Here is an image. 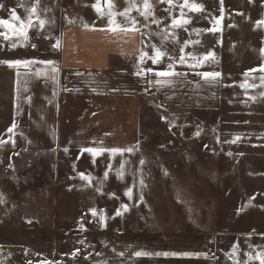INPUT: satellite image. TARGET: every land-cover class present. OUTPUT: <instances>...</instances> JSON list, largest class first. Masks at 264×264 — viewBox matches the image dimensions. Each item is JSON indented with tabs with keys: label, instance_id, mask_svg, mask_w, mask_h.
<instances>
[{
	"label": "rangeland",
	"instance_id": "rangeland-1",
	"mask_svg": "<svg viewBox=\"0 0 264 264\" xmlns=\"http://www.w3.org/2000/svg\"><path fill=\"white\" fill-rule=\"evenodd\" d=\"M57 1L17 0L19 20H6L18 29L30 17L34 26L21 35L0 24V50L39 46L34 36L46 26L39 21L65 15L53 9ZM137 1L112 0L113 11ZM150 3L160 6L158 23L139 22L165 53L155 65L220 73L218 104L203 111L146 104L131 151L30 150L0 138V264H260L264 0H189L201 11L182 9L184 0ZM174 18L189 23L174 28Z\"/></svg>",
	"mask_w": 264,
	"mask_h": 264
},
{
	"label": "crops",
	"instance_id": "crops-1",
	"mask_svg": "<svg viewBox=\"0 0 264 264\" xmlns=\"http://www.w3.org/2000/svg\"><path fill=\"white\" fill-rule=\"evenodd\" d=\"M16 2L0 0V19L11 18L12 10L23 11ZM77 3L56 2L53 9L61 8L65 15L55 21L43 20L46 26L40 36H34L40 39L39 46L0 50V61L31 62L13 67L0 63V127L7 130L0 131V138L21 142L30 150L129 151L137 147L141 138L144 107L203 111L218 104V77L201 75L213 71L172 68L180 75H155L169 68L145 63L155 55V44L154 40H146V22H139L145 20L139 13L134 17L137 31L113 32L108 30L107 15L99 16L92 7L97 0H87L79 7ZM142 4L143 0L140 4L137 1L135 6ZM99 7L107 13L105 4L100 2ZM159 10L157 5L151 11ZM114 16L117 24L126 23L124 17ZM57 41L59 46L53 48ZM142 52L146 55L140 63ZM140 69L145 71L136 75ZM164 79L170 82L156 83ZM1 106L7 108L3 110ZM13 123L16 127L9 132Z\"/></svg>",
	"mask_w": 264,
	"mask_h": 264
},
{
	"label": "snow or ice",
	"instance_id": "snow-or-ice-1",
	"mask_svg": "<svg viewBox=\"0 0 264 264\" xmlns=\"http://www.w3.org/2000/svg\"><path fill=\"white\" fill-rule=\"evenodd\" d=\"M161 2H167L170 6L172 5V0H161ZM105 3L108 5V11L107 13H105L100 7V0H97L96 4H93L92 7L96 9L97 13L99 16L104 17L105 15H107L108 17V25H109V29L110 31H123V32H134L137 31V23L138 21L132 17H130L128 14L131 10V7H135V5H130V7L125 8L124 11L122 12H118V13H114L113 9H114V4L112 3V0H105ZM0 7H2V5H0ZM36 5H33L31 7V9H26V11H28L30 13V16L35 14L36 12ZM153 5L152 3H150V0H143V10L141 11L140 8L137 7V11L140 12V15L144 17L145 20H147L149 17H152V22L153 23H158V21L155 19L153 12L151 11ZM182 9L187 7L192 11H201L202 10V5H198V4H190L189 0H184V4L180 6ZM114 15H119L125 18L126 23L123 25L117 24L116 21L113 19ZM184 16L183 11L181 12V17ZM11 17L12 20H19V17L16 15L15 10H12L11 12ZM130 21V23H128ZM45 21L40 20L39 24L42 27L44 25ZM189 21L187 19H173L172 20V27H180L182 25H186L188 24ZM0 24L5 25L9 28H11L14 32H18L19 34L23 35L24 34V29L26 27H32L34 26L32 24L31 18L29 17V19L27 20V22H21L20 27L17 29L15 28L13 25L9 24V22L7 20H0ZM85 27H88V25H85ZM9 37L7 35H4V39L7 40ZM167 38V37H165ZM187 43V42H186ZM13 47H15V44L12 45ZM59 46V41H57L56 44L53 45V48H57ZM180 51L183 53L184 48H181ZM262 52H264V49H261ZM146 55V53H141V56L139 58L140 63H143L144 60V56ZM165 55V53L161 52L159 49H155V55L152 57V63L156 64L159 62V60L161 59V57H163ZM213 55V53L209 52L207 53L208 57H211ZM180 62L183 63L184 62V56L182 55L180 57ZM0 63L3 64H7L9 67H13V66H19L22 64H29L31 63L30 61H21V60H15V61H0ZM41 63H45V64H53V61H41ZM169 71H161V72H156L155 75L158 77H173V76H177L180 75L179 73H176L174 71H171L172 69V65L169 64L168 66ZM259 71H264V66H261L260 69H258ZM53 71H57V69L53 68ZM145 71L144 69H140L138 70L135 74L136 75H141L142 72ZM147 71H151V69H148ZM252 71H256V69L252 70ZM203 77L207 78V77H218L220 76V73L218 72H204L201 74ZM262 82H264V77H261ZM170 81L167 79L164 80H156L157 84H165V83H169ZM261 95H264V93H261ZM16 125L15 123H13L12 127H10L8 129L9 132H12L13 128H15ZM4 143V141H0V144ZM84 151L93 153V155L96 154V149H92V148H88V149H84ZM111 151L113 152H117L119 151V149H112ZM129 151H131V149H129ZM81 178H85L84 174L81 173ZM107 175V174H106ZM129 193L131 192V189L128 190ZM126 207V206H125ZM92 215L95 216L96 215V211L93 209L91 210ZM120 213L117 212V215H119ZM101 223L103 224V218H101ZM81 228L83 229V225H81ZM78 251V250H77ZM76 253H73V256H75ZM137 256L140 255H147V253H141V252H137L136 253ZM164 255H168V253H164ZM257 258L260 259V264H264V253H260L258 254Z\"/></svg>",
	"mask_w": 264,
	"mask_h": 264
}]
</instances>
